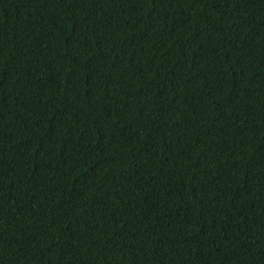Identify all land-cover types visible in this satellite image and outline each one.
Instances as JSON below:
<instances>
[{
	"label": "trees",
	"instance_id": "trees-1",
	"mask_svg": "<svg viewBox=\"0 0 264 264\" xmlns=\"http://www.w3.org/2000/svg\"><path fill=\"white\" fill-rule=\"evenodd\" d=\"M0 264H264V0H0Z\"/></svg>",
	"mask_w": 264,
	"mask_h": 264
}]
</instances>
